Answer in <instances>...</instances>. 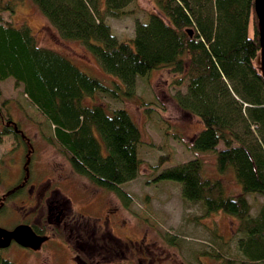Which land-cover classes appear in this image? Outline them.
<instances>
[{
	"label": "trees",
	"instance_id": "trees-1",
	"mask_svg": "<svg viewBox=\"0 0 264 264\" xmlns=\"http://www.w3.org/2000/svg\"><path fill=\"white\" fill-rule=\"evenodd\" d=\"M22 1L0 0V82L12 79L21 88L49 123L53 143L65 152L74 173L114 193L126 206L128 196L119 185L138 171L140 132L124 108H106L93 100L96 95L129 99L136 78L165 69L174 86L185 82V92L173 96L175 104L201 123L188 149L213 153L216 172L232 173L238 193L227 194L220 180L203 178L195 158L159 171L155 181L178 183L182 198L200 202L206 214L237 219L236 260L264 264V204L249 215L246 200L247 195H264V82L253 65L258 39L252 0H153L152 9L143 20H134L133 35L124 40H117L105 19L134 13L138 8L129 4L135 0H30L61 39L78 42L113 77L109 83L80 70L61 51L38 45L26 24L4 21L1 13H12ZM3 103L0 136L11 134L18 143L23 131ZM163 160L159 156L152 168ZM26 175L28 179L21 173L22 185L30 179ZM20 181L5 188L6 199L25 189ZM83 237L79 243L86 242ZM110 244L103 246L108 254L120 253ZM220 251L201 254L232 263ZM0 264H13L1 248Z\"/></svg>",
	"mask_w": 264,
	"mask_h": 264
},
{
	"label": "rangeland",
	"instance_id": "rangeland-1",
	"mask_svg": "<svg viewBox=\"0 0 264 264\" xmlns=\"http://www.w3.org/2000/svg\"><path fill=\"white\" fill-rule=\"evenodd\" d=\"M152 3L153 0H135L129 4L130 8L134 5L138 8L134 13L105 19L117 40L133 35L134 20H143L145 11L152 9ZM1 16L12 24H26L38 45L61 51L80 70L109 83L112 76L104 72L78 42L61 39L30 0H23L12 13L3 12ZM171 80L172 75L167 70L156 69L135 79L134 95L129 99L113 101L96 95L93 100L106 108H124L140 132L138 171L132 180L119 185L128 196L126 206L114 193L74 173L65 152L53 143L49 123L30 105L21 88L15 86L12 79L0 82L3 110L10 113L23 131L18 140L20 147L11 134L0 136V212H4L0 228L11 231L17 225H33L40 232L29 246H21L11 237L0 243L5 258L13 264H137L138 257L147 258L143 264L147 261L151 264H223L209 255L219 249L222 250L219 254L232 259L230 264H240L235 251L236 241L241 236L237 219L221 212L206 214L200 202L182 198L178 183L154 179L159 171L195 158L201 162L203 178L220 180L227 194L238 193L232 173L216 172L213 153L188 149L201 123L177 107L173 96L176 92H185V82L174 86ZM114 82L119 83L116 79ZM221 147L219 143L216 150ZM159 156L164 158L162 164L152 168ZM21 173L24 179H28L27 173L30 175L27 184L22 185ZM19 181L25 189L13 200L6 199L5 188L14 187ZM29 188L31 194L28 195ZM51 198L61 208L70 209L72 223L73 217L84 216L79 234L84 229L85 235L91 228L86 222L91 219L86 217H98L95 207L102 204L100 216L109 217L106 228L96 226L93 237L86 236V242L79 243L78 240L84 238L83 232L82 237H77L75 225L60 224L57 228L45 224ZM246 200L249 215H255L264 204V195H247ZM102 238H107L106 243H111L110 247L115 246L120 253L111 251V256L108 255L105 248L109 245H105ZM221 242L228 246L223 247ZM90 245H93V254L86 251ZM141 247L145 252H138Z\"/></svg>",
	"mask_w": 264,
	"mask_h": 264
},
{
	"label": "flooded vegetation",
	"instance_id": "flooded-vegetation-1",
	"mask_svg": "<svg viewBox=\"0 0 264 264\" xmlns=\"http://www.w3.org/2000/svg\"><path fill=\"white\" fill-rule=\"evenodd\" d=\"M31 186H33V185H31ZM28 192H27V194L29 195V194H31L30 193V188H29V190H27ZM37 191H40V190H37ZM40 194V193H39ZM38 196V195H37ZM101 206H102V204H96V209H97V213L99 212V214H98V217H96V218H94V217H91V216H87L86 218H90L91 220H88V221H86V222H88L87 224L88 225H91V228L90 229H87V232H86V236H92L93 237V232L95 231V228H96V226H99V225H101V228L103 227V229L104 228H106L104 225H105V223H107V218H109V217H107V218H105V217H102V216H100L101 215ZM74 210V209H73ZM76 211V210H75ZM96 213V214H97ZM69 215H70V209L69 208H67V209H63V208H61L60 207V205H59V203H57L53 198H51V199H49L48 200V205H47V209H46V219H45V224H48L49 226L52 224V226L51 227H57L58 228V226L60 225V224H63L64 226H69V225H75L76 227V231L78 232V235H77V237L78 236H81L82 237V232H83V235L85 234V231H84V229L81 231V234H79V231H80V229H81V226H80V221L82 220H84V219H82V217H84V216H82L81 214H79V218H74L73 217V223H72V220L70 219V218H72V217H69ZM93 219V220H92ZM96 221V222H95ZM101 221V222H100ZM103 223V224H102ZM22 225V224H21ZM87 225V226H88ZM17 226H19V225H17ZM17 226H15V227H17ZM71 226V227H72ZM15 227L13 228V229H15ZM29 228H30V230L32 231V233H33V235L34 236H39L38 234L40 233L39 231H36V229L34 228V226L33 225H30V226H28ZM87 228V227H86ZM101 228H100V230H101ZM12 229V230H13ZM63 229V228H62ZM11 230V231H12ZM64 232V231H63ZM106 232H108V229H106ZM41 235V234H40ZM43 235V234H42ZM10 238V237H9ZM11 238H13V237H11ZM14 239V238H13ZM9 239H7L6 241H8ZM15 240V239H14ZM6 241H2L1 243H3V242H6ZM95 244V243H94ZM93 244V245H94ZM93 245H90V246H88L87 247V252L89 251V252H92L91 251V248L93 247ZM25 248V247H24ZM93 250V249H92ZM105 251H106V249H105ZM138 252H145L144 251V249L141 247L140 249H139V251ZM107 253V252H106ZM147 253H148V250H147ZM92 254H93V252H92ZM92 254H90L89 253V256H91ZM108 254V253H107ZM85 255H86V253H85ZM108 255H110V254H108ZM122 255V254H121ZM111 256V255H110ZM78 259V258H77ZM111 259H113L112 257H111ZM119 259H120V257H119ZM147 258L145 257V258H142V257H138V261H137V264H143V260H146ZM146 264H151L150 262H148L147 261V263Z\"/></svg>",
	"mask_w": 264,
	"mask_h": 264
},
{
	"label": "water",
	"instance_id": "water-1",
	"mask_svg": "<svg viewBox=\"0 0 264 264\" xmlns=\"http://www.w3.org/2000/svg\"><path fill=\"white\" fill-rule=\"evenodd\" d=\"M253 12L256 19L258 50L253 59V65L264 82V0H252ZM13 237L17 243L29 246L33 242V233L28 226L20 225L12 232L0 228V243Z\"/></svg>",
	"mask_w": 264,
	"mask_h": 264
}]
</instances>
